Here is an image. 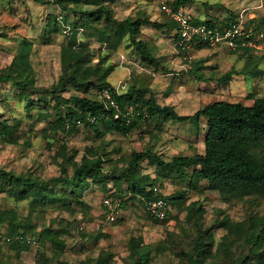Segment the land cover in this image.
Here are the masks:
<instances>
[{
	"label": "trees",
	"instance_id": "1",
	"mask_svg": "<svg viewBox=\"0 0 264 264\" xmlns=\"http://www.w3.org/2000/svg\"><path fill=\"white\" fill-rule=\"evenodd\" d=\"M35 1L57 5L63 14V24L71 27L69 41L61 48L59 79L50 87L35 85L29 61L33 43L25 41L11 65L0 72V83L10 82L19 89L29 112L36 106L44 109L39 114L38 121L46 123L42 133L60 143L58 157L62 160L59 163L61 173L41 178L31 172L16 174L0 169V192H6L15 201L27 200L34 208L57 204L74 213L73 204L86 206L83 195L91 184L106 188L111 182L116 191L108 197L118 198L121 203L130 194V199L138 200L144 208L147 201L158 197H165L171 205L183 208L187 201L185 190L176 191L169 196L154 194L153 187L157 185V179L145 173L147 166L151 165L174 174L179 180L187 179L188 188L192 190H202L200 185L204 182L210 190L219 192L226 199L234 198L251 204L264 200V96L256 97L252 105L216 101L194 114L182 115L172 106L160 105L149 87L133 84L127 92L119 94L109 79L115 69L114 63H110L111 54L104 53L102 46L95 49L89 41H80V32L88 38L107 43L112 51L125 43L145 65L167 74L169 72L154 53L151 44L142 38L143 28L148 26L158 31L172 29L177 42L179 36L176 23L172 20H153L152 16L120 20L115 15V0ZM193 2L194 0H169L176 9L188 7ZM233 19L202 23L222 28ZM62 27L57 16H50L42 40L48 42L46 36L49 38L63 33ZM196 47L204 49L209 48V45L201 43ZM238 52L249 59L240 74L253 78L264 77V69L258 63H251L255 59L252 50ZM203 62L193 59L189 72L198 79L207 81L202 75ZM235 74L239 75L236 71L228 72L221 79L229 80ZM105 89L113 93L118 109L109 106L102 98ZM34 96L36 100L33 99ZM200 118L207 122L203 153L165 158L163 153L146 148L141 151L133 150L127 156L122 153L121 148L115 147L113 151H108L111 143L99 140V145L90 148L80 162L75 160L76 152L74 155H67L64 140L78 132L80 127L91 130L101 139L108 133L131 134L148 121L184 123ZM19 131V125L0 119V136L4 141L19 143ZM144 162L148 165L144 166ZM66 197H70L72 203L65 202ZM187 210L188 220L195 229L191 249L183 252L190 264H217L219 255L229 258L230 264H264V214L251 215L247 222L237 225L228 216L216 220L214 226L227 229L228 236L241 237L247 241L245 243L248 248L235 254L232 252V243L227 242L228 237L224 242L216 243L215 227L204 226L205 211L202 204L192 202ZM34 212L35 210L22 218L15 210L0 208V264H11L8 258L4 260V240L15 253L16 259H20L21 253L29 251L33 246L31 237L37 231V225L33 221ZM169 215L170 213L166 219ZM65 233L68 230L55 229L52 225L39 230L36 264H49L54 253L51 255L48 250L64 252L66 241L62 235ZM130 245V264L152 263V249L145 246L142 239L131 238ZM214 247L217 248L215 252ZM57 258L58 264H65L59 256ZM95 264L116 263L109 252H103Z\"/></svg>",
	"mask_w": 264,
	"mask_h": 264
},
{
	"label": "rangeland",
	"instance_id": "2",
	"mask_svg": "<svg viewBox=\"0 0 264 264\" xmlns=\"http://www.w3.org/2000/svg\"><path fill=\"white\" fill-rule=\"evenodd\" d=\"M162 1L115 0L113 6L115 15L120 20L152 16L153 20L166 22L170 18L161 10ZM188 6L198 18L196 25L213 20L223 21L225 17L232 16L246 26L264 31V0H194ZM62 15L61 9L55 4H42L35 0H0V72L11 65L21 44L29 41L33 43L29 61L35 85L50 87L56 83L61 74V48L71 35V27L63 24ZM50 16H57L64 32L54 37L46 36V42L42 39ZM143 33L142 38L151 44L154 53L169 73L165 74L145 65L125 43L112 51L107 43L88 38L82 31L79 34L80 41H89L95 49L102 46L104 53L111 54L110 63H114L115 69L109 79L119 94L127 92L133 84L149 87L160 105L172 106L182 115L194 114L216 101L252 105L256 97L264 96V77L253 78L240 74L249 61L241 52H231L224 46L204 49L195 47L190 54L194 61H204L202 75L207 81H202L190 74L192 63L185 59L184 52L176 46L172 29L158 31L146 26ZM253 53L255 59L251 63H258L264 69V50ZM231 71H236L239 75L235 74L229 80L221 79L222 75ZM93 94L96 96V93ZM33 99L36 100V96ZM42 111L44 109L36 106L29 112L21 91L10 82L0 83V119L20 127L17 134L20 137L19 143H8L0 136V169L16 174L31 172L41 178L60 175V143L42 133L46 128L44 121H38ZM206 128L204 118L184 123L148 121L131 134L108 133L98 139L91 130L80 127L78 132L66 137L64 141L67 155H74L76 152L75 160L78 162L90 148L99 145V140L111 143L108 151H113L115 147L121 148L122 153L127 156L133 150L149 148L163 153L165 158H171L175 155L203 153ZM143 165L147 166L148 163L144 162ZM147 167L145 173L157 179L156 184L162 195L169 196L179 190L187 193L184 207L172 204L168 219L152 217L138 200L130 199V194L124 197L123 203L120 202L113 208L107 207L105 198L116 191L111 182L106 188L91 184L83 195L86 206L73 204L74 213L57 204L34 208L27 200L15 201L6 192H0L1 209L15 210L22 218L35 210L33 221L37 225V231L31 237L33 246L29 251L22 252L20 259L15 258V253L3 241L4 260L8 258L11 264H36L38 232L42 227L52 225L55 229H66L68 233L62 235L66 241L64 252L48 250L51 255L54 253L49 264H58L57 256L65 264H95L103 252H109L116 264H130L131 238L142 239L145 246L151 247V264H190L183 252L191 249L195 237V229L188 220L187 210L192 202L203 205L205 227L214 226L216 220H222L225 216L237 225L247 222L251 215L264 214L263 199L253 204L234 198L226 199L219 192L210 190L204 182L200 185L202 190H192L188 188L187 179L179 180L172 173L151 165ZM65 202L72 203V199L66 197ZM214 227L216 243L224 242L228 237L227 242L232 243V252L235 254L248 248L245 239L228 236L227 229ZM216 249L214 247V252ZM217 261V264L231 262L225 255H219Z\"/></svg>",
	"mask_w": 264,
	"mask_h": 264
},
{
	"label": "built area",
	"instance_id": "3",
	"mask_svg": "<svg viewBox=\"0 0 264 264\" xmlns=\"http://www.w3.org/2000/svg\"><path fill=\"white\" fill-rule=\"evenodd\" d=\"M161 10L176 22L179 36L176 46L184 52L186 60H193L190 52L201 43L209 45L210 48L224 46L231 52L244 49H249L253 52L264 50V31L248 27L242 21H231L222 28L210 27L206 24L195 25L193 23L194 17L190 10L185 7L176 9L169 3V0L161 2ZM102 98L109 106L118 109V103L109 89L103 90ZM153 192L155 195H160V187L155 185ZM104 203L107 207L113 208L120 204V200L118 198L106 197ZM171 206L165 197H158L147 201L145 210L155 218L165 219L171 211Z\"/></svg>",
	"mask_w": 264,
	"mask_h": 264
},
{
	"label": "crops",
	"instance_id": "4",
	"mask_svg": "<svg viewBox=\"0 0 264 264\" xmlns=\"http://www.w3.org/2000/svg\"><path fill=\"white\" fill-rule=\"evenodd\" d=\"M185 8L188 9V10H190V11L192 12V14H193V11L190 9L189 6H188V7L186 6ZM164 14H165V13H164ZM193 17H194V20H195V19H196V20L198 19V18H197L196 16H194V15H193ZM169 18H170V20H172L173 22H175L170 16H169ZM230 18H232V16H227V17H225V19H224L223 21H225L226 19H230ZM234 20H236V19H233V21H234ZM231 21H232V20H229L228 23H227L226 25H228L229 22H231ZM194 22H195V21H193V23H194ZM175 23H176V22H175ZM194 24H195V23H194ZM201 24H204V23H201ZM176 25H177V24H176ZM195 25H196V24H195ZM197 25H200V24H197ZM226 25H225V26H226ZM177 27H178V26H177ZM209 48H210V47H209ZM220 48H224V47H220ZM225 48L228 49L227 47H225ZM228 50H229V49H228ZM229 51H230V50H229ZM107 197H108V196H107Z\"/></svg>",
	"mask_w": 264,
	"mask_h": 264
}]
</instances>
